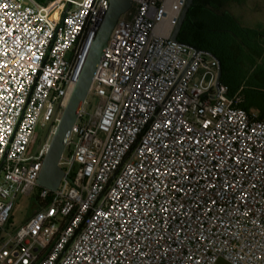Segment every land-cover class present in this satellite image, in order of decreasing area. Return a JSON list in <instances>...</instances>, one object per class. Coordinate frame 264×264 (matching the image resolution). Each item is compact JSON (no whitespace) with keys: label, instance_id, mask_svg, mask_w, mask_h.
I'll list each match as a JSON object with an SVG mask.
<instances>
[{"label":"built area","instance_id":"2783aa9c","mask_svg":"<svg viewBox=\"0 0 264 264\" xmlns=\"http://www.w3.org/2000/svg\"><path fill=\"white\" fill-rule=\"evenodd\" d=\"M187 1L119 18L52 191L50 143L31 147L39 126L54 135L110 0H0V264H264V117L217 86L214 55L172 39Z\"/></svg>","mask_w":264,"mask_h":264},{"label":"trees","instance_id":"16d2710c","mask_svg":"<svg viewBox=\"0 0 264 264\" xmlns=\"http://www.w3.org/2000/svg\"><path fill=\"white\" fill-rule=\"evenodd\" d=\"M36 1L46 5L49 0ZM215 3L216 0H194L178 39L218 58L222 69L221 82L228 86L230 95L240 91L244 100L241 108L246 111L259 108L264 117V86L252 82L233 86L231 82L233 73L264 81V60L258 65V60L264 58V31L231 28L234 19L220 11V15L215 14L212 10ZM215 16L220 19V26L211 21Z\"/></svg>","mask_w":264,"mask_h":264},{"label":"water","instance_id":"95a60500","mask_svg":"<svg viewBox=\"0 0 264 264\" xmlns=\"http://www.w3.org/2000/svg\"><path fill=\"white\" fill-rule=\"evenodd\" d=\"M193 5L194 0L187 1L181 14L179 23L173 33V40L183 43L179 41L178 34L188 16L189 10ZM131 7L132 0H110L108 13L96 31L94 41L85 59L75 89L69 99L66 108L62 113L60 123L58 124L56 131L50 141L48 153L43 161V167L38 179V185L40 187L55 191L59 188L63 178L66 177L65 172L59 166V161L66 148L68 139L77 120L78 114L90 93L96 69L102 58L104 50L107 47L113 28L119 18L128 10H130ZM187 45L192 46L190 44ZM194 48L197 52L202 51L196 47ZM221 77L222 69L221 63L219 61V75L217 86L221 83ZM66 178L71 181L69 177Z\"/></svg>","mask_w":264,"mask_h":264},{"label":"rangeland","instance_id":"374dc122","mask_svg":"<svg viewBox=\"0 0 264 264\" xmlns=\"http://www.w3.org/2000/svg\"><path fill=\"white\" fill-rule=\"evenodd\" d=\"M243 1V0H241ZM52 1L49 0L47 4H50ZM263 4L262 0H244L241 3H228L226 5L227 8L222 9L219 8L218 3L213 4L212 10L215 14H219L220 12L224 11L227 14H230V12L233 13L234 16V23L231 24V28H246V29H258L263 30L264 29V16H261ZM262 10V11H261ZM220 11V12H219ZM258 11V12H257ZM257 12V13H256ZM127 17V16H126ZM128 18V17H127ZM212 22H214L216 25L220 26V19L215 17L211 18ZM217 22V23H216ZM231 82L233 86H236L238 83L241 82L246 84L255 83L259 84L261 86H264V81L261 79L255 80L254 77H248L245 75H238L236 76V73H233L231 75ZM88 105L86 106V112L88 115H93L97 109V107L100 104V99L93 95V93H90L87 97ZM259 110V108L256 109V111ZM260 113V110L257 111ZM52 137H51V128L46 127L42 128L41 126L38 127L37 135H36V141L31 147V153H34L37 151V149L45 143H50ZM38 194L39 189H36L31 195L25 196L20 195L15 203L14 210L11 214V219L9 222V230H14L21 226L38 208ZM218 264H228L227 262L221 260Z\"/></svg>","mask_w":264,"mask_h":264},{"label":"crops","instance_id":"0c3cea01","mask_svg":"<svg viewBox=\"0 0 264 264\" xmlns=\"http://www.w3.org/2000/svg\"><path fill=\"white\" fill-rule=\"evenodd\" d=\"M244 1V0H243ZM243 1H241V0H223V6L221 7L222 9H224L225 10V8H227L226 7V5H228V3H241V2H243ZM262 4H263V6H262V10H264V0H262ZM219 6V5H218ZM219 8H220V6H219ZM261 10V11H262ZM258 12V11H257ZM256 12V13H257ZM221 13H225L224 11H222ZM227 14V13H226ZM233 19H234V16H233V13L232 12H230V14H229ZM261 16H264V12L262 11V13H261ZM254 30H258V29H254ZM258 31H260V30H258ZM261 31H264V29L263 30H261ZM263 60H264V58L263 57H261L259 60H258V65H260L262 62H263ZM240 92V91H239ZM251 111H256V110H251Z\"/></svg>","mask_w":264,"mask_h":264},{"label":"flooded vegetation","instance_id":"af4514ba","mask_svg":"<svg viewBox=\"0 0 264 264\" xmlns=\"http://www.w3.org/2000/svg\"><path fill=\"white\" fill-rule=\"evenodd\" d=\"M210 1H214V0H210ZM217 1V3H218V5L220 6V7H222L223 6V0H216Z\"/></svg>","mask_w":264,"mask_h":264}]
</instances>
